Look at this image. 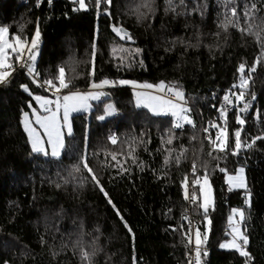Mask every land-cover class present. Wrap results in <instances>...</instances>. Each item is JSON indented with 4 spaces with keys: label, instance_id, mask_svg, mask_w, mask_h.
<instances>
[{
    "label": "trees",
    "instance_id": "trees-1",
    "mask_svg": "<svg viewBox=\"0 0 264 264\" xmlns=\"http://www.w3.org/2000/svg\"><path fill=\"white\" fill-rule=\"evenodd\" d=\"M36 2L0 0V26H10V33H18L23 25V35L30 38L39 18L42 36L36 67L42 78L56 76L58 67L64 66L75 89H87L91 79L102 78L154 84L178 82L194 106L192 119L196 127L185 125L174 130L179 138L169 147L175 150L174 155L186 148V158L179 165L165 166L166 152L158 149L161 136L173 120L137 107L133 87L117 83L109 85L88 112L72 115L71 134H64L65 148L60 157L34 153L21 125L22 111L34 99L20 85L28 84L32 94L52 93L38 88L26 70L17 67L10 81L0 85V264H82L75 247L79 240L89 250L97 249L93 264H133L134 256L138 264H187V239L179 230L183 224V231H187L188 222L182 219L185 209L190 220L200 226L202 233L205 231L200 212L193 211L194 206L184 200L181 186L194 158L198 165L208 166L215 197V210L209 211L212 231L205 264H244L245 258L234 250L219 248L221 240L229 237L225 235L227 217L235 207H242L247 217L243 227L248 230L249 251L255 257L252 264H264V141L239 156L228 155L219 161L229 171L245 167L247 190L251 192V205L247 206L244 189L228 191L226 174L211 171L218 162L208 156L211 145L202 133V127L214 121L212 118L220 122L213 105L218 107L225 91L238 82L239 63L251 66L260 54L253 36L231 27L225 33L217 27L223 19L222 0H184L182 5L180 0H173L174 11L168 0H154V12L141 9L145 15L139 19L132 9L141 0H113L111 19L98 17L94 8L74 11L77 5L72 0H43L40 7ZM249 2L237 0L241 7ZM257 17V23L264 20V11ZM113 24L126 28L133 41L120 40L112 31ZM93 43L97 71L94 78H89ZM114 48L142 49L136 59H142L143 66L137 62L131 68H118L119 61L111 59ZM115 55L124 53L117 51ZM252 79L249 91L256 99L244 113L245 140L264 133V116L254 118L256 110L264 112V63ZM109 102L117 111L104 120L97 119L105 114L104 105ZM235 115V110L228 115L229 147L233 146L231 132L239 127ZM112 133L121 141L144 140L135 145L136 157L145 164L143 170L130 160L126 175L108 166L110 157L106 158L105 153L120 151V145L113 146L107 139ZM194 136L196 139H191ZM85 153L107 197L85 170L73 171ZM57 184L61 186L57 188ZM117 209L132 233L121 222ZM170 225L178 230H171Z\"/></svg>",
    "mask_w": 264,
    "mask_h": 264
},
{
    "label": "snow or ice",
    "instance_id": "snow-or-ice-1",
    "mask_svg": "<svg viewBox=\"0 0 264 264\" xmlns=\"http://www.w3.org/2000/svg\"><path fill=\"white\" fill-rule=\"evenodd\" d=\"M43 0H37L36 7H40ZM51 3V0H48ZM77 5L74 11H89L94 8L97 12V16L106 15L110 19L112 18L111 8L113 6V0H72ZM184 0H180L182 5ZM154 0H141V3L136 4L132 11L137 18H142L145 12L141 9H146L147 13H153ZM169 8L175 10L173 0H168ZM259 5V6H258ZM222 6L224 11L220 14L223 19L219 21L217 27L223 32L227 33L228 29L234 28L241 33L253 36L260 46V54L255 58L251 66H248L245 62H241L238 65V82L233 83L231 87L225 91L222 97V103L216 108L219 114V123L212 121L207 123L202 131L205 133L207 142L211 145V151L208 152V156L218 163L216 168L211 171H219L226 174V184L228 185V191L236 189H244L246 192L245 204L251 205V192L247 191L248 184L245 175V168L243 166L238 169L229 171L227 166L221 167L219 161L226 160L228 155L239 156L244 150L253 148L258 141H264V133L256 135L250 138V140L242 139L245 134V126L247 124L244 113H247L250 108L253 107L252 101L256 99L255 93H250L249 89L253 83L252 74L257 71V68L264 63V20L257 23V13L264 11V0H256V2H250L241 5L237 4V0H222ZM205 7H207L205 5ZM168 9H166L167 11ZM241 20L244 21V25H241ZM114 34L122 41L132 42L133 37L130 32L122 25H111ZM24 26L21 25L18 33H10V26H0V85L7 84L11 77L14 75L17 67L25 69L26 73L31 76V82L36 84L38 88L45 89L52 93V97L43 95H33L28 84H21L20 87L28 92L29 95H33V99L38 103L40 109L43 110L44 115H41L35 108L32 107L31 101L29 102V108H31L32 115L35 117V123L44 129L47 136V143L51 146V151H47L42 143V138L36 135L34 128L29 126V114L24 113L25 128L28 131L29 136L32 138V151L34 153H42L44 155H51L52 157H60L62 150L65 148L63 129L66 127L67 132L71 134V122L70 115L73 112L85 110L90 107L89 100H100L105 93L95 91L103 88L106 85L115 86L117 83L120 85L131 84L134 88L139 89L136 92V106L148 108L153 115L156 116H171L174 117L172 126L166 129L164 135L161 136V149L166 152L163 163L168 166L171 163L179 165L182 158H186V148H181L179 154L174 155V149L171 146L173 141L179 137L175 136V129H183L185 125H189L193 128L196 127L195 121L191 116V107L188 105V101L185 96V92L178 82L166 83L160 81L156 84L152 83H139L136 81H110L103 79L96 82L95 79H91L89 87L94 91L81 92L75 89L73 78L66 75L65 67L59 66L56 76H49V78L41 80L39 77L41 73L37 70L36 62L39 55V46L41 43V30L39 26V18L37 19L35 31L31 34V37L23 35ZM219 35V33H217ZM93 51L91 58V68L88 72L89 78H94L96 75V46L93 43ZM121 51L124 55L117 56L115 53ZM142 49L139 48H114L112 50L111 59L113 61L118 60L116 65L118 68H131L133 64L139 63L143 66V60L136 58L140 56ZM247 73V74H246ZM239 89V91H237ZM151 90V91H147ZM64 93V94H61ZM251 99H247L248 96ZM235 110V121L239 125L237 129L231 132V138L233 139V146L229 147V129H228V115L229 112ZM117 109L108 104L105 109V114L97 117L99 120H104L105 116L114 114ZM264 116V112L256 110L254 113L255 119H261ZM212 130H215V138L212 137ZM111 145H120L119 152L105 153L106 158L110 157L108 166L118 169L120 175H126L130 169L126 167L130 160L132 164L139 167L141 170L145 167L143 161H139L135 155L137 144H143L144 140H136L133 138L131 141H121L116 133H112L107 137ZM191 139L195 140L196 137ZM150 142V141H149ZM203 143V142H201ZM218 153L220 155H213ZM81 168L85 170L102 192H104L103 185L100 183L96 172L89 165L88 154H82L79 158V163L73 166V171L79 173ZM203 173L200 175L199 173ZM71 175V173H70ZM65 183L67 181L65 180ZM61 185L57 184L59 188ZM181 186L183 189V198L193 207V211L200 212L203 221L206 223L205 231L202 233L200 226L194 224L190 220L188 210L185 209V213L182 216L183 221L188 222L187 231L184 232V225L181 224L179 230L187 239L186 247L189 251L186 252L187 264H205L204 257H207L208 251L206 245L208 243L209 234L212 231V219L209 216V211L215 210V197L213 194L212 185L210 182V170L206 164H197V160H192V167L190 173H185L181 180ZM199 192V195L197 194ZM107 197V192H104ZM111 204V199L109 198ZM115 208V206L113 205ZM117 215L121 219V222L127 228L129 233H132V229L124 221L123 216L120 215L117 209ZM171 211V209H169ZM238 217V219H237ZM247 220L245 211L240 208L231 209V214L227 217V230L226 236L231 239L219 243V248L225 250H234L239 256L245 258L244 264H252L255 257L252 256L249 251L250 237L246 227H243ZM171 230L177 231L175 226H169ZM135 239L133 234V240ZM43 242V238H41ZM75 247L79 251L82 264H93V258L96 255L97 249L93 247L91 250L84 246L83 240H79ZM3 264H7L4 261ZM133 264H138L137 258L133 257Z\"/></svg>",
    "mask_w": 264,
    "mask_h": 264
},
{
    "label": "rangeland",
    "instance_id": "rangeland-1",
    "mask_svg": "<svg viewBox=\"0 0 264 264\" xmlns=\"http://www.w3.org/2000/svg\"><path fill=\"white\" fill-rule=\"evenodd\" d=\"M103 79H107V78H102V79H100V81L103 80ZM120 80H126V78L118 79L117 81H120ZM127 81H135V80L128 79ZM96 82H99V81H96ZM136 82H139V81H136ZM139 83H140V82H139ZM141 83H144V82H141ZM147 83H152V82H147ZM156 83H158V82H156ZM156 83H155V84H156ZM152 84H154V83H152ZM126 85H130V86L133 87V85H131V84H126ZM108 86H109V85H106V86H104L103 88L97 89V90H95V91H99V92L104 93V91L106 90V88H107ZM76 90L81 91V92L94 91V90L91 89L90 87H88L87 89H76ZM138 90H139V89H136V88H134V87H133V89H132L133 94H135V104H136V92H137ZM147 91H151V90H147ZM61 94H64V93H61ZM33 95H43V96L52 97V94H47V93H46V94H44V93H43V94H42V93H35V94H33ZM33 95H32V98H33ZM101 97H102V96H101ZM93 101H95V100H89V101H88L90 107L87 108V109H85L86 112H88L89 109L91 108V106H92V104H93ZM110 103L113 104L112 102H109V103L105 104V105H104V109H106V106H107L108 104H110ZM188 105L191 107V109H192V107H194V106H193L191 103H189V102H188ZM32 107L35 108V109L37 110V112H39L41 115H44L43 110L40 109L38 103H37L35 100H34V102H33V104H32ZM140 108H142V107H140ZM143 108H146V107H143ZM195 108H198V109L200 110V108H199L198 106H197V107L195 106ZM146 109H148V108H146ZM148 110H149V109H148ZM81 111H84V110H81ZM149 111H150V110H149ZM22 112H23V113H22V117H21V125L24 127V129H25V131H26V133H27L26 135H27V139H29V143H30V146H31V147H30L31 150H32V138L29 136L28 131H27L26 128H25V120H24V113H25V112H27V113L29 114V121H30L29 126H30L31 128H34V129H35V131H36V135L42 138L43 146L45 147V149H46L47 151L50 152V151H51V146L47 143V136H46V134H45V132H44V129L35 123V117L32 115L31 108H28V109H26V110H23ZM78 112H80V111H78ZM75 113H77V112H73V113H71V115H70V119H71L72 115H74ZM191 116H193L192 111H191ZM169 117H171V116H169ZM212 119H213L214 121L216 120L215 118H212ZM171 120H174V117H171ZM202 128H203V127H202ZM202 128H201V129H202ZM63 133H64V134H65V133H68L66 127L63 129ZM241 166H243V165L237 166V167L234 168V169H238V168L241 167ZM243 167H244V166H243ZM244 168H245V167H244ZM234 169H233V170H234ZM230 172H232V171H230ZM245 175H246V172H245ZM246 178H247V177H246ZM225 179H226V178H225ZM247 191H248V190H247ZM198 193H199V192H198ZM245 199H246V192H245V195H244V203H245ZM235 208H239V207H235ZM240 209H242V207H241ZM229 214H231V211H230ZM237 219H238V217H237ZM205 227H206V223H204V228H205ZM229 239H231V237H228L227 239L224 238V239L221 240V242H224V241L229 240Z\"/></svg>",
    "mask_w": 264,
    "mask_h": 264
},
{
    "label": "built area",
    "instance_id": "built-area-1",
    "mask_svg": "<svg viewBox=\"0 0 264 264\" xmlns=\"http://www.w3.org/2000/svg\"><path fill=\"white\" fill-rule=\"evenodd\" d=\"M48 1V0H47ZM39 79H41V80H44V78H42L41 76L39 77ZM222 103V99L220 100V101H218V103H217V105H218V107H219V105ZM202 133H203V136H204V138H206L205 137V133L202 131ZM191 222H193L194 224H195V222L194 221H191ZM188 226V225H187Z\"/></svg>",
    "mask_w": 264,
    "mask_h": 264
},
{
    "label": "crops",
    "instance_id": "crops-1",
    "mask_svg": "<svg viewBox=\"0 0 264 264\" xmlns=\"http://www.w3.org/2000/svg\"><path fill=\"white\" fill-rule=\"evenodd\" d=\"M111 104V103H110Z\"/></svg>",
    "mask_w": 264,
    "mask_h": 264
}]
</instances>
